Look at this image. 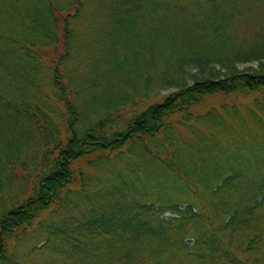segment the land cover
<instances>
[{
    "label": "trees",
    "instance_id": "obj_1",
    "mask_svg": "<svg viewBox=\"0 0 264 264\" xmlns=\"http://www.w3.org/2000/svg\"><path fill=\"white\" fill-rule=\"evenodd\" d=\"M251 93L264 0H0V264H264V155L189 123Z\"/></svg>",
    "mask_w": 264,
    "mask_h": 264
},
{
    "label": "rangeland",
    "instance_id": "obj_2",
    "mask_svg": "<svg viewBox=\"0 0 264 264\" xmlns=\"http://www.w3.org/2000/svg\"><path fill=\"white\" fill-rule=\"evenodd\" d=\"M136 32L137 35L132 39L129 38L125 43L127 52L125 57L122 58L123 64L120 68L123 69L122 76L127 80L137 78L141 57L143 55V50L140 48L143 36L139 34L140 32ZM116 36L117 34L111 32L103 40L110 53H112V56L109 58L113 61L117 54L122 53ZM92 52H94L93 49ZM257 65V62H246L238 64L237 67L239 70L245 72L249 71L246 70L248 67H257ZM112 76L115 77L116 72L112 71ZM175 90L170 89L164 91L156 99L151 98L143 103L146 105L159 102ZM205 111H209V113L204 119L193 118L189 123L195 128H202L203 131L201 132L205 136L207 134L209 138L215 133H218L216 144L225 149V158L233 156L240 159V157L251 156L255 158L253 165L257 164V161L264 155V100H262L261 94L251 93L247 96L214 95L206 99ZM205 111L203 110V112ZM205 127H207L206 131H204ZM179 132L182 136H191L184 128H180ZM130 161L131 158L126 159L124 164L129 165ZM100 166L103 168V171L108 167L106 164H100ZM145 166L143 167L141 165L143 170H140L139 175L142 178L147 175L153 184H162L161 179H156L157 175L155 171L157 170L154 168L156 166L150 162L146 163ZM158 173L160 174L161 172L158 171Z\"/></svg>",
    "mask_w": 264,
    "mask_h": 264
}]
</instances>
